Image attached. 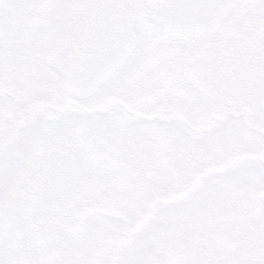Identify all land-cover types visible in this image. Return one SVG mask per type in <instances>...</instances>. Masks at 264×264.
Instances as JSON below:
<instances>
[{
	"label": "rangeland",
	"instance_id": "1",
	"mask_svg": "<svg viewBox=\"0 0 264 264\" xmlns=\"http://www.w3.org/2000/svg\"><path fill=\"white\" fill-rule=\"evenodd\" d=\"M52 11L0 0V264H264V114L224 109L244 34L171 39L137 14L127 61L86 82ZM46 164L77 179L41 185Z\"/></svg>",
	"mask_w": 264,
	"mask_h": 264
},
{
	"label": "flooded vegetation",
	"instance_id": "2",
	"mask_svg": "<svg viewBox=\"0 0 264 264\" xmlns=\"http://www.w3.org/2000/svg\"><path fill=\"white\" fill-rule=\"evenodd\" d=\"M48 1L53 11L51 14H45L52 16L51 20L56 26L55 36L67 44L71 54L78 55L80 58L79 66L75 67L79 81L82 78L90 82L105 76L97 67L100 63L96 57L97 44L104 31V25L100 19L110 14L117 3L135 16L145 14L146 24L153 25L154 29L158 25V30L161 29L158 0ZM64 14H67L65 18H63ZM222 14L211 34L228 31L231 34L234 50H237L236 45L240 34H244L245 40L244 64L236 65L237 69L242 67L244 74L234 76V86L229 92L231 100L227 101L228 106L226 105L224 109L232 114H264V0H232L229 9ZM230 21L231 25L227 27ZM135 28L136 30L145 29V27H138L137 16L134 30ZM235 54L233 52L232 59L235 58ZM215 93H218V90ZM262 146L264 147L263 142ZM262 155L260 153L259 156ZM259 161L264 165L262 158ZM237 191L239 190L234 188L231 193H235L236 197ZM257 238L255 235L254 239L251 236L247 239L255 241Z\"/></svg>",
	"mask_w": 264,
	"mask_h": 264
},
{
	"label": "water",
	"instance_id": "3",
	"mask_svg": "<svg viewBox=\"0 0 264 264\" xmlns=\"http://www.w3.org/2000/svg\"><path fill=\"white\" fill-rule=\"evenodd\" d=\"M230 0H161V24L168 37L185 39L209 31L218 20ZM117 6L105 19V33L98 50L103 71L121 66L135 45L132 34L134 17ZM14 31L6 33L11 36ZM191 71L199 78V67L192 61ZM59 102H62L60 99Z\"/></svg>",
	"mask_w": 264,
	"mask_h": 264
},
{
	"label": "trees",
	"instance_id": "4",
	"mask_svg": "<svg viewBox=\"0 0 264 264\" xmlns=\"http://www.w3.org/2000/svg\"><path fill=\"white\" fill-rule=\"evenodd\" d=\"M87 123H88L89 127L92 126V125L93 126H97V128H92L91 129V131L88 134V136H93V135H96V134H100L101 136L103 135V137L106 138L108 141H111V142H114V143H118V142H121V141L124 142L126 140V138H124V136H122V132L121 131H117V132H107L109 130H107V131L105 130L103 132V128L101 127V125H98L96 123H90V122H87ZM102 132H103V134H102ZM132 136H131L132 141L133 142L134 141L137 142L138 149H139V153L137 154V157H138L137 162L141 163L139 166L142 167V168H144V163H146V161L144 159H146V158H144V152H142V150L144 148L146 150V153L151 154L150 153V143H148V141H146V140H141V139L133 138ZM153 136L154 135H152L150 133H146V139L147 140H150L151 141L153 139ZM162 140H163V143L164 144H165V142L168 143L165 139H162ZM168 141L170 142L169 139H168ZM112 144L113 143H111V145ZM128 145H129L130 149H133L134 148V145H130L129 143H128ZM43 146L44 145H42L41 150H47L48 151V154H53L56 151V148L54 146H51L49 148L46 147L45 149H43ZM65 159L68 160V161L71 160L72 159L71 154L70 155L66 154ZM46 163H49V162L46 161ZM48 165L49 164H46L43 167V169L41 170V172H39L40 173V177L42 179L41 185H43V184H50L51 181H52V183H59L60 182V178H62L64 180H66V179L69 178L72 181H74V178H75V180L77 179V176H75V172L73 170H70L67 167L64 168V169H62L60 171V170H58L56 168L55 165H53V167H50ZM146 172L152 173L150 169H147ZM152 176H154V173H153ZM152 176H150V177H152ZM42 198L45 199L47 197L44 198V195L42 194Z\"/></svg>",
	"mask_w": 264,
	"mask_h": 264
},
{
	"label": "bare ground",
	"instance_id": "5",
	"mask_svg": "<svg viewBox=\"0 0 264 264\" xmlns=\"http://www.w3.org/2000/svg\"><path fill=\"white\" fill-rule=\"evenodd\" d=\"M66 15H67V14H64V15H63V18H65ZM73 15H74L75 17L77 16V14H73Z\"/></svg>",
	"mask_w": 264,
	"mask_h": 264
}]
</instances>
